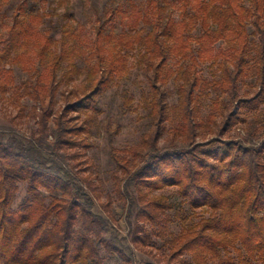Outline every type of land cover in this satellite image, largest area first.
Wrapping results in <instances>:
<instances>
[{
	"label": "trees",
	"instance_id": "trees-1",
	"mask_svg": "<svg viewBox=\"0 0 264 264\" xmlns=\"http://www.w3.org/2000/svg\"><path fill=\"white\" fill-rule=\"evenodd\" d=\"M250 2L247 7L243 0H179V21L170 16L163 26L155 24L146 34L126 35L120 42L109 36L107 45L98 50L100 61L91 72L94 80L88 91L76 94L72 101L67 95L68 105L59 113L55 105L60 87L80 73L76 35L67 24L59 41L38 38V53L47 65L34 84H25V94L41 110V136L53 123V149L49 153L43 145L0 130V264H103L100 247L115 252L122 264H136L133 251L117 250L105 239L108 223L114 219L113 198L101 205L102 214L95 211L98 186L80 168L91 147L84 135L87 125L73 123L68 115L85 113L129 72V51L137 43L143 48L138 64L147 79L137 105L130 92L123 97L130 109L148 111L151 130L128 151L111 146L114 194L129 225L131 243L145 250L157 228L168 252L155 264H264V131L255 145L242 138H225L245 122L247 113L264 104V0ZM141 19L137 17L135 24ZM41 20L40 15L28 13L24 3L14 13L9 47L0 56L1 93L13 82L6 60L26 46ZM198 26L201 33L196 35ZM251 45L255 46L257 88L243 93ZM170 53L186 63L181 72L170 69ZM205 64L216 68L217 79L203 77L199 67ZM173 74L182 80V99L172 109L166 85ZM214 87L228 97L229 105L211 104L209 122L216 127V136L198 142V131L205 126L202 102ZM180 111L183 121L173 128V140L187 145L161 150L167 124ZM64 155L79 161L76 171L59 160ZM19 182L27 183L28 197L14 209ZM169 187L177 188L194 216L203 209L209 216L192 224L182 219L179 234L172 233L168 211L175 206L166 196L155 194Z\"/></svg>",
	"mask_w": 264,
	"mask_h": 264
},
{
	"label": "rangeland",
	"instance_id": "rangeland-1",
	"mask_svg": "<svg viewBox=\"0 0 264 264\" xmlns=\"http://www.w3.org/2000/svg\"><path fill=\"white\" fill-rule=\"evenodd\" d=\"M24 3L28 13L38 14L42 20L37 24L36 29L30 36L26 46L17 55H12L6 60L7 67L13 70V82L4 93L0 92V130L15 134L21 140L34 141L43 145L47 152H52L54 125L49 124L46 135L41 136L39 105L36 101L25 94V84H34L40 73L44 72L47 59L39 56L36 43L39 37H49L59 41L63 34V26L71 25L75 32V45L78 48L77 66L80 73L74 77L69 84L64 83L56 95L55 113L61 112L67 105L66 96H71V101L76 99V94H83L93 82L91 72L98 65L100 59V46H106L109 36H114V41L126 35H133L136 32L146 34L153 25L163 26L170 16L177 21L181 19V8L179 0H0V56L6 53L9 44L8 30L12 26L13 16L18 6ZM244 5L250 6V0H243ZM142 19L136 25L137 17ZM250 40L255 41L253 29L249 27ZM201 33L200 26L195 34ZM117 43V42H116ZM219 46V44H218ZM106 48V47H105ZM142 45L137 43L130 53L129 72L123 76L103 94L99 95L97 102L92 104L85 113L72 112L68 118L73 123L87 125L88 132L84 134L91 147L87 149L86 156L82 157L80 168H84L83 174L89 175L98 186L100 199L96 202L95 211L103 213L102 204L113 198V205L110 208L114 218L108 223V231L105 239L109 240L113 248L130 254L134 252L136 264H155L168 252L164 238L158 234L157 228L152 242L145 250L136 248L130 240L129 225L121 207L114 194V176L116 167L111 158V146L124 152L131 147L139 145L143 135L151 130V119L145 108L130 109L124 100L123 94L130 92L137 105L142 98V89L145 85L147 74L138 64L142 51ZM196 46L193 50L196 51ZM255 46L251 45L249 57V72L245 81L241 84L244 93H253L256 86L255 69ZM168 65L176 73L186 68L178 56L169 54ZM200 73L207 80H215L219 77L216 68L209 64L199 67ZM182 80L176 75H170L166 85L168 92V103L173 108L179 106L182 99ZM209 97L204 99L201 108V118L205 126L199 132L198 142L210 140L216 136V127L209 122V116L214 111L211 104L216 101L229 105V100L219 89L208 90ZM219 114V113H217ZM183 114L176 112L167 124V130L160 141L161 150L173 147H185L184 140H173L172 130L182 124ZM220 122V116H218ZM264 131V104L259 110L247 113L245 122L239 123L225 138H242L248 144H258L261 134ZM59 160L72 171L78 169V162L68 155L60 157ZM19 190L16 194L14 209L24 202L28 197L27 183L19 182ZM156 195L166 196L175 208L168 211L172 222L169 230L179 234L183 220L186 224L196 223L200 218L208 217L205 209L198 210L196 216L193 210L180 197L177 188L169 187L155 191ZM103 264H122L115 252L109 253L100 247Z\"/></svg>",
	"mask_w": 264,
	"mask_h": 264
}]
</instances>
